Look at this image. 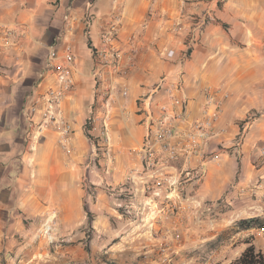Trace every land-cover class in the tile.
Returning a JSON list of instances; mask_svg holds the SVG:
<instances>
[{"label": "crops", "instance_id": "obj_1", "mask_svg": "<svg viewBox=\"0 0 264 264\" xmlns=\"http://www.w3.org/2000/svg\"><path fill=\"white\" fill-rule=\"evenodd\" d=\"M121 1L119 45L136 40L135 66L121 79L127 95L117 87L108 99L106 141L101 89L91 71L112 0H0V237L56 210L75 222L84 204L104 224L106 217L125 216L123 223L151 214L147 222L166 233L185 228L192 203L203 214L224 203L225 210H217L226 221L221 226L264 216V0ZM86 16L91 24L84 30ZM66 45L75 60L73 90L61 102L72 129L63 145L58 126L33 137L26 108L53 83L48 51ZM179 70L189 122L201 114L203 87L227 89L222 131L192 162L179 157L148 168L136 151L146 132L138 99ZM196 166L202 178L187 177L185 170ZM216 230L210 237L222 228ZM263 230L236 234H254L252 243L264 254Z\"/></svg>", "mask_w": 264, "mask_h": 264}, {"label": "built area", "instance_id": "obj_2", "mask_svg": "<svg viewBox=\"0 0 264 264\" xmlns=\"http://www.w3.org/2000/svg\"><path fill=\"white\" fill-rule=\"evenodd\" d=\"M112 2L111 10L104 15L105 19L100 29V44L94 48L95 60L91 71L95 86L101 89L100 96L104 106L102 133L106 141L107 120L110 114L108 99L117 87L124 96L127 95V86L121 79L134 68L136 52L134 48L136 40L133 37L125 46L119 45L123 3L121 0ZM64 18L69 19V16L65 15ZM90 24V18L86 16L84 30H87ZM172 54L173 50H168L167 55ZM74 60L75 52L71 45L64 46L61 51L55 47L48 51L47 65L52 69L53 83L32 98L26 108L27 119L32 124L33 137L53 125L60 128L62 135L60 142L63 145L67 142L72 129L70 123L63 117L61 102L73 90ZM201 94L203 97L201 114L190 122L181 70L161 76L151 91L138 99V111L144 117L146 132L141 147L136 151L144 158L148 168L155 167L157 162L167 165L179 157H184L185 161L190 163L193 159L201 157L211 139L222 131L218 126V120L223 103L229 96L227 89L207 85L201 89ZM88 120L92 122L93 118L90 117ZM259 149L264 158V144L260 145ZM106 154L110 156L108 150ZM185 174L187 177L201 179L204 171L200 166H196L186 169Z\"/></svg>", "mask_w": 264, "mask_h": 264}, {"label": "rangeland", "instance_id": "obj_3", "mask_svg": "<svg viewBox=\"0 0 264 264\" xmlns=\"http://www.w3.org/2000/svg\"><path fill=\"white\" fill-rule=\"evenodd\" d=\"M223 204L203 214L192 203L185 228L168 233L147 222L151 214L140 212L123 223L125 216L106 217L104 224L102 217L86 213L85 204L75 222L65 210H56L29 229L2 234L0 264H229L254 234H236L230 229L234 222L221 226L226 221L218 220L217 210H225ZM218 227L223 234L215 240L218 234L210 236Z\"/></svg>", "mask_w": 264, "mask_h": 264}, {"label": "trees", "instance_id": "obj_4", "mask_svg": "<svg viewBox=\"0 0 264 264\" xmlns=\"http://www.w3.org/2000/svg\"><path fill=\"white\" fill-rule=\"evenodd\" d=\"M262 226H264V216L258 215L238 219L234 221L230 229L234 228L236 231H239L242 229H249ZM222 234L223 232L219 233L216 236L215 240L221 238ZM245 243L246 246L244 247V249L229 264H264V254L260 250H257L250 240L245 241Z\"/></svg>", "mask_w": 264, "mask_h": 264}]
</instances>
